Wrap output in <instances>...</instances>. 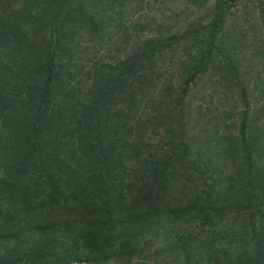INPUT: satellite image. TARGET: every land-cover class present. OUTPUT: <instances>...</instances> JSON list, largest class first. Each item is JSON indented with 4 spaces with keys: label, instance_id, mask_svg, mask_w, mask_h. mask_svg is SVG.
Instances as JSON below:
<instances>
[{
    "label": "trees",
    "instance_id": "1",
    "mask_svg": "<svg viewBox=\"0 0 264 264\" xmlns=\"http://www.w3.org/2000/svg\"><path fill=\"white\" fill-rule=\"evenodd\" d=\"M113 258L264 264V0H0V264Z\"/></svg>",
    "mask_w": 264,
    "mask_h": 264
},
{
    "label": "rangeland",
    "instance_id": "2",
    "mask_svg": "<svg viewBox=\"0 0 264 264\" xmlns=\"http://www.w3.org/2000/svg\"><path fill=\"white\" fill-rule=\"evenodd\" d=\"M206 10H207V7L202 8V9H197V10L194 11L193 15L203 14ZM197 90H198V88H194L193 92H192V94L190 96V99L192 100L193 106L197 105L198 102H199V100H198L199 95L196 93ZM216 100H217L216 98L213 99V101H216ZM133 262H135V260ZM71 264H121V262H119L118 260L113 258V259H111V260H109L107 262H101V263H95V262H86V263L72 262ZM145 264H154V263L152 262V260L149 259L148 261L145 260Z\"/></svg>",
    "mask_w": 264,
    "mask_h": 264
}]
</instances>
